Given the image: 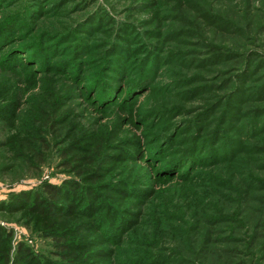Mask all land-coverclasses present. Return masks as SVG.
<instances>
[{"label":"rangeland","instance_id":"1","mask_svg":"<svg viewBox=\"0 0 264 264\" xmlns=\"http://www.w3.org/2000/svg\"><path fill=\"white\" fill-rule=\"evenodd\" d=\"M0 264H264V0H0Z\"/></svg>","mask_w":264,"mask_h":264},{"label":"trees","instance_id":"2","mask_svg":"<svg viewBox=\"0 0 264 264\" xmlns=\"http://www.w3.org/2000/svg\"><path fill=\"white\" fill-rule=\"evenodd\" d=\"M99 146H100V145H99ZM98 148H99V147H98ZM45 191H46V192L49 194V196L52 197L53 199H55V198L58 199V198H59V195H58L59 193H58V190H57V188H56L55 186H51V185H50V186H48V187L45 188ZM37 201H38V205L41 204V207H43V209L39 208L38 210L44 212L45 209H47V210L50 209V207L45 206V205H42V204H43V203H42L43 200L40 202L39 199H37ZM39 202H40V203H39Z\"/></svg>","mask_w":264,"mask_h":264}]
</instances>
